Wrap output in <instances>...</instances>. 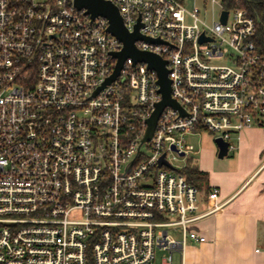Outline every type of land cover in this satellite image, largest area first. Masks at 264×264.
Listing matches in <instances>:
<instances>
[{
  "label": "built area",
  "instance_id": "2783aa9c",
  "mask_svg": "<svg viewBox=\"0 0 264 264\" xmlns=\"http://www.w3.org/2000/svg\"><path fill=\"white\" fill-rule=\"evenodd\" d=\"M106 1L143 37L135 49L165 61L179 109L165 106L142 142L157 74L126 58L106 83L123 47L108 21L73 0H0V264H154L157 250L184 264L188 241H206L195 223L216 209L199 213L178 172L194 151L184 136L214 133L232 151L233 133L264 125V56L243 9Z\"/></svg>",
  "mask_w": 264,
  "mask_h": 264
},
{
  "label": "crops",
  "instance_id": "0c3cea01",
  "mask_svg": "<svg viewBox=\"0 0 264 264\" xmlns=\"http://www.w3.org/2000/svg\"><path fill=\"white\" fill-rule=\"evenodd\" d=\"M253 135L264 137V125L233 133L235 149L228 156L217 158V149L207 143L192 161L205 174L207 191L217 188L218 195L215 200L198 195L199 213L216 209L195 223L206 241L186 244L184 264H264L263 147L258 145L245 162L247 149L239 145Z\"/></svg>",
  "mask_w": 264,
  "mask_h": 264
},
{
  "label": "water",
  "instance_id": "95a60500",
  "mask_svg": "<svg viewBox=\"0 0 264 264\" xmlns=\"http://www.w3.org/2000/svg\"><path fill=\"white\" fill-rule=\"evenodd\" d=\"M73 4L76 9H84L85 13L89 14L91 18L104 17L108 21L107 32L117 38L123 45L122 50L115 55L117 63L113 74L106 80V83L112 81L118 72L126 58H131L133 63L142 62L147 65L148 69L154 70L157 74V82L159 84V92L162 96L161 101L156 104L155 111L151 117L147 120V129L142 142L150 140L153 128L159 113L165 106H170L179 109V106L170 98V81L167 77V70L165 68V61L158 56L140 52L135 49L134 42L140 40L143 37L140 36L137 31L128 33L119 16L117 8L106 0H73ZM226 11L221 13L220 21L222 23L226 20ZM203 39L201 38L200 41ZM214 144L217 149L216 156L219 159L224 158L227 155V142L221 138H215ZM131 164V162L129 163ZM166 165L163 157L159 159L158 166Z\"/></svg>",
  "mask_w": 264,
  "mask_h": 264
},
{
  "label": "trees",
  "instance_id": "16d2710c",
  "mask_svg": "<svg viewBox=\"0 0 264 264\" xmlns=\"http://www.w3.org/2000/svg\"><path fill=\"white\" fill-rule=\"evenodd\" d=\"M225 8L243 9L255 22L254 43L257 50L264 56V0H225ZM185 180L199 191L207 193L206 176L187 159L185 165L178 171Z\"/></svg>",
  "mask_w": 264,
  "mask_h": 264
},
{
  "label": "rangeland",
  "instance_id": "374dc122",
  "mask_svg": "<svg viewBox=\"0 0 264 264\" xmlns=\"http://www.w3.org/2000/svg\"><path fill=\"white\" fill-rule=\"evenodd\" d=\"M196 3H199V2L197 1ZM214 9H215V11H217L218 7L215 6ZM254 127H258V126H254ZM216 136H217L216 134L210 133L207 131H202L199 134H195L194 136L193 135L192 136L191 135H185L184 136L185 140L189 144L193 145V147H194V151L187 154L188 158H190L191 161H195L196 159H198L199 151L203 147H206L207 143H210L216 149V146L214 144V139L216 138ZM232 141L233 140L231 137L230 142H232ZM239 145L242 147L245 146L247 149V151L243 157V160L245 162H247L249 160V158H251L253 156L254 149L258 145H261L263 147V149L260 151V154H262V157H264V137H260L258 135L249 136L246 139H242L241 141H239ZM171 162L173 163V165H175L177 167H181L184 165V162L180 161V160L171 161ZM199 192H200L199 195H201V194H203L204 190L201 189ZM169 233H171L173 235V237H175L176 239L180 238V228L179 227L174 226V227L169 228ZM165 256H166L165 252L157 250L155 252L154 264H161L162 259ZM177 261H178V256H177V254H174L173 255V262L176 263Z\"/></svg>",
  "mask_w": 264,
  "mask_h": 264
}]
</instances>
